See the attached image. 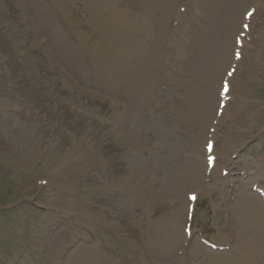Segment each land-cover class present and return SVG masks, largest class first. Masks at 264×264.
<instances>
[{"label": "rangeland", "instance_id": "rangeland-1", "mask_svg": "<svg viewBox=\"0 0 264 264\" xmlns=\"http://www.w3.org/2000/svg\"><path fill=\"white\" fill-rule=\"evenodd\" d=\"M12 1L24 26L0 23V49L14 56L0 59V264H264L259 226L232 209L245 193L264 209L258 0H166L149 20L144 0ZM127 20L133 32L118 26ZM129 35L143 41L132 69ZM139 59L153 62L140 83Z\"/></svg>", "mask_w": 264, "mask_h": 264}, {"label": "bare ground", "instance_id": "bare-ground-1", "mask_svg": "<svg viewBox=\"0 0 264 264\" xmlns=\"http://www.w3.org/2000/svg\"><path fill=\"white\" fill-rule=\"evenodd\" d=\"M225 1H228V0H225ZM165 2H166V0H144V3H143L144 4L143 18L145 16L149 20V16L152 17V16L157 15L160 11H164L165 10V6L167 5V3H165ZM263 2H264V0H263ZM263 2H262V0H258V3L260 4L259 5L260 7L258 8V12L264 11ZM167 8H168V6H167ZM167 8H166L165 12L169 13V12H167V10H168ZM131 18H133V17H131ZM169 20H170V18H169ZM169 20H168V22H169ZM141 21L139 23V27L142 28V26H140V25H143V23ZM167 25H168V23H167ZM167 25H166V27H167ZM118 26L120 27L122 32L128 30V33H129V32H133V30H134L133 20H127L125 22V25L123 24V25H118ZM151 28H149L150 31H151ZM235 29H237V24L235 23V21H232V22L229 21V23L227 25V36L226 37L228 38L229 35L233 34L236 31ZM166 30H167V28H166ZM121 31H119V33H121ZM207 31H210L209 30V26H207ZM242 32H243V30H242ZM129 42H130V45H127L128 47H127V50H126V52L128 54L127 58H129L127 60V66H128V68L132 69V66L130 65L131 64L130 60L132 58V55H134L135 53H136L135 56H138L139 58L142 56L141 54L143 53V51L140 50V47L142 46L141 44H143V41H142V39L139 41L137 39V36L134 38V37H132V35H129ZM241 43L244 46L245 41L241 40ZM234 47H235V44H233V48ZM235 48H237V47H235ZM158 58H160V55H158ZM223 59L224 60L227 59L226 55L223 57ZM141 63H142V59H139L138 65H136L138 71L136 73H134L133 75H131V76H135L134 79H132L133 77L131 79L133 81H138L139 83L142 82L144 79L148 80V77H149V74H150V66H151V64L153 62H151L149 59H147V60L144 61V66H141ZM157 64H159V61H158ZM235 75L232 76V80H234L237 77ZM156 79H157V76H156ZM221 83H222V81H221ZM221 83H220V86H221ZM137 86H138V90L141 91L140 85H136V87ZM228 92H229L228 95H231L230 94L231 92L230 91H228ZM236 98H235L236 102L241 104V102H239V101H242V100L239 97H236ZM219 101H221V100H219ZM218 105H219L218 102L216 103V105L214 104V109L215 110H217ZM215 110H214V114H215ZM225 110H227V109H224V112H225ZM212 120H213V118H212ZM211 121H210V123H212ZM215 150H216V148H215ZM244 195H242V196L240 194L237 195V199H236L237 201L235 203V206L232 209H234V211L240 213L241 217H240V219L238 218V220L240 222L241 221L242 222L247 221L248 219H254L255 224H257L259 227H254L256 229H255V233L252 234V238L251 239L254 242H256L255 243L256 245H255L254 248L258 247V248L264 250V232H263L264 230H262V231L259 230L261 225L264 226L263 225L264 224L263 223L264 222V209L261 207V205H260V207L255 209V207L258 206V205H256V202H257L256 194H246L245 196ZM247 260H250V259L247 258ZM233 264H242V263L237 262L235 260L233 262ZM244 264H250V263L247 262V263H244Z\"/></svg>", "mask_w": 264, "mask_h": 264}, {"label": "trees", "instance_id": "trees-1", "mask_svg": "<svg viewBox=\"0 0 264 264\" xmlns=\"http://www.w3.org/2000/svg\"><path fill=\"white\" fill-rule=\"evenodd\" d=\"M7 0H0V3H5Z\"/></svg>", "mask_w": 264, "mask_h": 264}, {"label": "snow or ice", "instance_id": "snow-or-ice-1", "mask_svg": "<svg viewBox=\"0 0 264 264\" xmlns=\"http://www.w3.org/2000/svg\"><path fill=\"white\" fill-rule=\"evenodd\" d=\"M250 15V14H249Z\"/></svg>", "mask_w": 264, "mask_h": 264}]
</instances>
